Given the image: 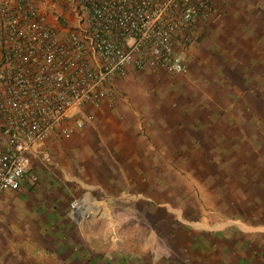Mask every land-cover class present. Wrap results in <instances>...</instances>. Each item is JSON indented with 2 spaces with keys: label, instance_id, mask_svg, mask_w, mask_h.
Returning a JSON list of instances; mask_svg holds the SVG:
<instances>
[{
  "label": "rangeland",
  "instance_id": "rangeland-1",
  "mask_svg": "<svg viewBox=\"0 0 264 264\" xmlns=\"http://www.w3.org/2000/svg\"><path fill=\"white\" fill-rule=\"evenodd\" d=\"M70 1L54 0L64 9ZM222 1L225 6L235 5V0ZM259 14L254 18L255 43L240 44L232 29L221 42H205L204 32L190 31L185 46L178 48L187 66L182 76L194 74L191 82L196 87L189 97L210 100L214 113L221 110L239 121L229 124L228 142L233 143L229 153L181 155V179L164 188L163 201L125 192L110 204V213L109 206L105 209L111 229L107 233L101 224L102 247L82 253L80 263L264 264V12ZM4 195L0 198V264H18L21 250H31L35 244L31 235L36 220L25 221L23 227L18 224L16 202L26 194L13 189ZM79 196L87 198L85 194L72 197ZM85 205L79 218L102 217ZM46 221L43 241L48 243L52 230L50 220L48 226ZM41 251L50 255L46 248Z\"/></svg>",
  "mask_w": 264,
  "mask_h": 264
},
{
  "label": "crops",
  "instance_id": "crops-1",
  "mask_svg": "<svg viewBox=\"0 0 264 264\" xmlns=\"http://www.w3.org/2000/svg\"><path fill=\"white\" fill-rule=\"evenodd\" d=\"M214 4L218 16L196 21L191 33L204 32L203 41L221 42L232 29L240 44L256 42L255 19L264 12V0H235L233 6L214 0ZM49 7L51 19L67 15L57 2ZM182 75L161 68L128 67L114 79V95L85 109L82 127L72 126L69 134L56 133L36 145L30 173H35L37 180H21L17 189L26 197L16 202L18 224L23 227L27 220H36L31 235L35 244H30L31 250H21L18 264H79L82 253H95L102 247L101 224L107 233L111 229L105 209L109 206L110 213V204L125 192L163 201L164 188L181 179V155L229 153L233 147L228 142L229 124L239 121L221 110L214 113L210 100L191 99L189 92L196 87L191 82L194 74ZM45 149L47 157L42 153ZM8 190L13 189L2 190L0 198ZM75 194L100 198L96 201L103 204L98 210L104 211L97 215L102 217H72L69 203ZM49 220L51 241L46 243L42 227L45 221L50 225ZM45 248L50 255L41 253Z\"/></svg>",
  "mask_w": 264,
  "mask_h": 264
},
{
  "label": "built area",
  "instance_id": "built-area-1",
  "mask_svg": "<svg viewBox=\"0 0 264 264\" xmlns=\"http://www.w3.org/2000/svg\"><path fill=\"white\" fill-rule=\"evenodd\" d=\"M49 5L0 0V192L35 182L36 145L82 127L85 109L114 95L128 67L184 74L178 48L216 13L214 0H71L51 19ZM69 204L80 216L83 198Z\"/></svg>",
  "mask_w": 264,
  "mask_h": 264
},
{
  "label": "bare ground",
  "instance_id": "bare-ground-1",
  "mask_svg": "<svg viewBox=\"0 0 264 264\" xmlns=\"http://www.w3.org/2000/svg\"><path fill=\"white\" fill-rule=\"evenodd\" d=\"M84 203L86 204L85 206L89 207L90 210L93 211L94 213L100 212L102 210V209L98 210L100 203H96V201H93L90 196L84 199Z\"/></svg>",
  "mask_w": 264,
  "mask_h": 264
}]
</instances>
